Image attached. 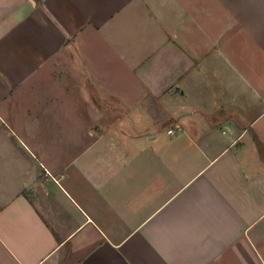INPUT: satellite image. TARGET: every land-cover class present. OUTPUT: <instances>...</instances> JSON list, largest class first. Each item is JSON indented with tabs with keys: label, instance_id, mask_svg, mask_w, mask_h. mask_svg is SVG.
<instances>
[{
	"label": "crops",
	"instance_id": "0c3cea01",
	"mask_svg": "<svg viewBox=\"0 0 264 264\" xmlns=\"http://www.w3.org/2000/svg\"><path fill=\"white\" fill-rule=\"evenodd\" d=\"M257 142L264 0H0V264H264Z\"/></svg>",
	"mask_w": 264,
	"mask_h": 264
},
{
	"label": "rangeland",
	"instance_id": "374dc122",
	"mask_svg": "<svg viewBox=\"0 0 264 264\" xmlns=\"http://www.w3.org/2000/svg\"><path fill=\"white\" fill-rule=\"evenodd\" d=\"M101 79H103V78H101ZM87 82H88V80H87ZM109 82H110V84L108 86H104L103 84H101V85L96 86L95 89L92 88V89H89L88 91L85 90L84 94H83V96H84L83 100L89 101L90 100L89 98L92 95V98H94L95 100H99L100 104L102 106H107L109 108L116 107V104L118 105V103L120 104L122 101H125V99H127V96H125L126 92L125 93L120 92V88H119L121 83H122V78H118L117 76H113V77L109 78ZM71 101H73V103H74L75 102L74 98H71ZM73 103L70 106V108H68V111H67L68 117L74 116V114H75V105H73ZM78 103L79 102H77V104ZM77 108L79 109V106H77ZM135 111H137V110L135 109V110H132V112H131L132 118L139 120L140 116L137 115L135 113ZM117 112H118V110L116 109L115 114H118ZM126 121L128 122L129 120L127 119ZM137 125H139V121H138ZM99 126L102 130L103 129L106 130L108 127V126H104L102 124H100ZM66 127L68 129V132H70L71 128H74V126L71 125L69 122L66 125ZM151 129H153V128H151Z\"/></svg>",
	"mask_w": 264,
	"mask_h": 264
},
{
	"label": "trees",
	"instance_id": "16d2710c",
	"mask_svg": "<svg viewBox=\"0 0 264 264\" xmlns=\"http://www.w3.org/2000/svg\"><path fill=\"white\" fill-rule=\"evenodd\" d=\"M260 154L262 155V157L264 156V146L262 144H260L259 142H257Z\"/></svg>",
	"mask_w": 264,
	"mask_h": 264
},
{
	"label": "built area",
	"instance_id": "2783aa9c",
	"mask_svg": "<svg viewBox=\"0 0 264 264\" xmlns=\"http://www.w3.org/2000/svg\"><path fill=\"white\" fill-rule=\"evenodd\" d=\"M169 133H170V134H172V133H173V131H172V130H170V131H169Z\"/></svg>",
	"mask_w": 264,
	"mask_h": 264
}]
</instances>
